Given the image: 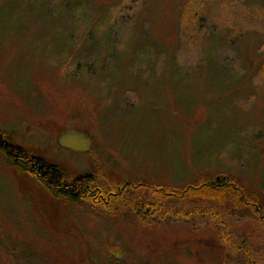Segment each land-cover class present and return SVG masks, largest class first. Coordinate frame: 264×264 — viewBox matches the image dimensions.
Masks as SVG:
<instances>
[{
	"label": "rangeland",
	"instance_id": "1",
	"mask_svg": "<svg viewBox=\"0 0 264 264\" xmlns=\"http://www.w3.org/2000/svg\"><path fill=\"white\" fill-rule=\"evenodd\" d=\"M39 1L0 0V132L13 144L72 175L103 168L116 183L172 189L229 178L264 202V0H83L89 15L102 12L93 34L106 15L120 23V34L96 36L83 59L98 66L68 82L57 71L66 61L58 56L70 28L60 6L66 0ZM214 33L227 41L220 69L201 48ZM75 39H86L83 27ZM232 39L243 43L233 49ZM71 130L89 136L90 151L59 147ZM23 179L0 152V264H26L17 235L44 264H246L244 252L264 264V222L254 209L209 203L224 217L218 224L212 213L175 216L188 201L172 198L162 199L171 212L159 211L163 217L154 221L139 219L127 204L113 218L73 206L67 238L25 202ZM140 192L135 199L160 196Z\"/></svg>",
	"mask_w": 264,
	"mask_h": 264
},
{
	"label": "trees",
	"instance_id": "2",
	"mask_svg": "<svg viewBox=\"0 0 264 264\" xmlns=\"http://www.w3.org/2000/svg\"><path fill=\"white\" fill-rule=\"evenodd\" d=\"M12 1H15L16 3L19 0ZM55 1H57L56 4L60 2V0H42L39 2L45 4L48 2L54 3ZM82 1L83 0H66V2L60 3V6L64 8L62 12L64 20L69 22L70 28H67V31L65 32L66 40L64 44H59L58 48V56L60 58L64 57L66 61L64 65H59V63L56 62L55 64L57 66L59 65V69L57 71L59 75L64 77V81L67 82L70 76L76 77L75 73L78 70L92 71L98 66L95 61H92V63H84L85 55L88 53L91 54L89 52L90 50H88V46L95 41L96 36H98L97 38H101V40L108 41V39L116 37V35L120 34H118V27L120 26V23H116L117 21H111V18L107 15L104 16L105 23L100 25L97 31L98 33L93 34L92 25L102 12L99 11V15L96 13L89 15L91 10L89 11L87 8L83 7L82 5L86 4V2ZM79 14L81 15V20H79ZM121 23H123V20ZM124 23L121 25H124ZM80 27H83V37L86 38L84 41L75 39L76 29ZM135 27H137V25ZM223 39L224 37H221V35H215L214 33L211 37V41L204 47H201L208 55L207 60L209 58V62L211 61L210 63L213 68H222V59L219 49L221 45H225L227 43V41H224ZM107 41L103 42L101 46L103 47L106 45ZM232 41L233 49H237L238 45L243 43L241 39L238 41L232 39ZM132 42H134L133 39L128 41L125 46H129ZM118 43L119 42H117V44ZM125 50L126 49L124 48L123 55L128 57L127 55L129 53ZM203 50L201 51V58ZM55 54L50 52L47 55L51 57ZM152 57H147V60L144 61L153 64L154 62H152ZM157 58L158 57H155L154 61H156ZM168 58L165 66L172 61H168ZM130 62L133 63V60H130ZM175 63L177 62L175 61ZM177 64L179 69H183L184 65L182 62L179 64L178 61ZM168 66L171 67V64H168ZM199 67L200 66H198V68ZM0 152L8 158L14 172L22 179L24 178L20 186V191L22 193L25 191L22 196L25 202L28 205L32 204L33 207L34 205L37 206V213L42 219L45 217L47 218L50 228L54 231L60 230L62 232L63 230L67 238L70 237L72 232H70V225H64V221L68 220L74 223V219L70 214L73 206H77L78 208H88V210L92 208L100 215L113 218L120 214L121 209L118 210L120 208L119 205L127 204L131 207L130 210L139 219L145 221V218L150 217L152 218L151 220L154 221L156 216L162 218V215L171 212L170 210H165L162 207V199L170 198L175 201L186 200L188 201L186 202L187 204H192L190 209L186 207L187 204H184L183 210L175 212V216L190 217L192 215L200 214L211 215L212 213L211 216L218 221V224H223V215L220 211H216V213V209L213 207V204H209L214 203L216 206H219L220 209H228L229 206V209L232 206L243 209L246 207L248 210L254 209V212L256 211L259 213L258 218L262 221V223L264 222V202L262 201V196L258 192L256 193L242 186L233 179H206L194 185L184 186L179 189H172L170 187L162 188L143 183H116L109 179L107 172H105L103 168L90 173L72 175L61 165L47 160L41 153H39V151L13 144L5 131L0 132ZM28 183L33 184V186L39 190V192H37L38 194H36L38 195L37 197L34 198V195L31 194L32 192H28L31 190ZM146 188H149V190H155L160 196H157V198H153L152 200L134 198L136 193L141 194L140 191ZM30 195H32V199ZM199 203L202 205H199ZM163 210L164 213L162 215H157L159 211ZM142 213H144L143 216L141 215ZM45 228L48 229L47 227ZM49 233L53 234L51 230H49ZM15 237L18 241L17 248L20 250L18 254L24 253L29 256L24 257L26 264H44L43 262H46L45 259L38 256V253L34 255L30 248H28H33L32 243L20 241L17 238L18 235ZM223 239L227 245L234 247L233 242L231 243L227 234L223 235ZM68 242H70V240H68ZM9 252L11 253V251ZM244 254L247 256L246 264H258L252 254L248 252H244ZM34 258L35 262L33 261ZM5 259V261L8 262V258H6V256Z\"/></svg>",
	"mask_w": 264,
	"mask_h": 264
},
{
	"label": "water",
	"instance_id": "3",
	"mask_svg": "<svg viewBox=\"0 0 264 264\" xmlns=\"http://www.w3.org/2000/svg\"><path fill=\"white\" fill-rule=\"evenodd\" d=\"M58 144L64 149L76 152H88L92 147V141L89 136L75 130L65 131L58 138Z\"/></svg>",
	"mask_w": 264,
	"mask_h": 264
}]
</instances>
